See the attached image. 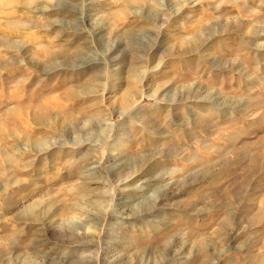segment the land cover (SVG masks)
<instances>
[{"label": "rangeland", "instance_id": "rangeland-1", "mask_svg": "<svg viewBox=\"0 0 264 264\" xmlns=\"http://www.w3.org/2000/svg\"><path fill=\"white\" fill-rule=\"evenodd\" d=\"M0 264H264V0H0Z\"/></svg>", "mask_w": 264, "mask_h": 264}]
</instances>
